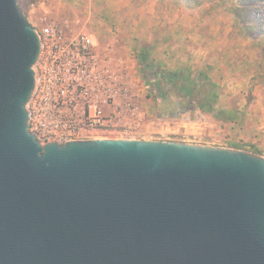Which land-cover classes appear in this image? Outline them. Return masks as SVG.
<instances>
[{
	"label": "water",
	"instance_id": "water-1",
	"mask_svg": "<svg viewBox=\"0 0 264 264\" xmlns=\"http://www.w3.org/2000/svg\"><path fill=\"white\" fill-rule=\"evenodd\" d=\"M37 30L0 0V264H264V157L28 130Z\"/></svg>",
	"mask_w": 264,
	"mask_h": 264
},
{
	"label": "rangeland",
	"instance_id": "rangeland-1",
	"mask_svg": "<svg viewBox=\"0 0 264 264\" xmlns=\"http://www.w3.org/2000/svg\"><path fill=\"white\" fill-rule=\"evenodd\" d=\"M16 2L38 32L50 21L68 35L89 34L98 59L119 83L102 108L104 124L76 139L168 141L264 157V23L263 34L254 24L246 30L228 4ZM259 7L264 12V2ZM208 88L212 98L205 108Z\"/></svg>",
	"mask_w": 264,
	"mask_h": 264
},
{
	"label": "built area",
	"instance_id": "built-area-1",
	"mask_svg": "<svg viewBox=\"0 0 264 264\" xmlns=\"http://www.w3.org/2000/svg\"><path fill=\"white\" fill-rule=\"evenodd\" d=\"M38 35L35 82L25 105L28 130L42 143L62 144L104 124L102 108L118 93L119 83L98 59L89 34L68 35L45 21Z\"/></svg>",
	"mask_w": 264,
	"mask_h": 264
},
{
	"label": "trees",
	"instance_id": "trees-1",
	"mask_svg": "<svg viewBox=\"0 0 264 264\" xmlns=\"http://www.w3.org/2000/svg\"><path fill=\"white\" fill-rule=\"evenodd\" d=\"M182 4L188 8H193L201 5L202 3H214L218 5H231V10L235 12V15H240V17L246 21L248 24L246 30L253 28L252 24L259 28L260 34L262 33V24L264 23V12L260 10L259 5L264 2V0H180ZM264 64V59L261 62ZM174 81V80H172ZM162 86V85H161ZM160 84L157 85V89L160 91ZM189 92L193 90L192 87H188ZM206 99L203 106L205 108H210V100L212 98V92L210 89H206Z\"/></svg>",
	"mask_w": 264,
	"mask_h": 264
},
{
	"label": "crops",
	"instance_id": "crops-1",
	"mask_svg": "<svg viewBox=\"0 0 264 264\" xmlns=\"http://www.w3.org/2000/svg\"><path fill=\"white\" fill-rule=\"evenodd\" d=\"M27 21L31 26H34V24L29 19Z\"/></svg>",
	"mask_w": 264,
	"mask_h": 264
}]
</instances>
